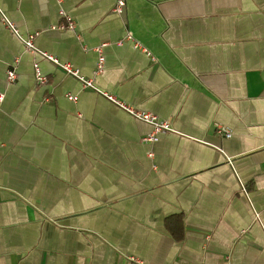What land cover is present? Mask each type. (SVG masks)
<instances>
[{"label": "crops", "instance_id": "crops-1", "mask_svg": "<svg viewBox=\"0 0 264 264\" xmlns=\"http://www.w3.org/2000/svg\"><path fill=\"white\" fill-rule=\"evenodd\" d=\"M115 1L0 7L21 35L39 32L37 48L175 131L144 141L149 123L0 19V264H264V0H127L122 15ZM62 9L76 30L51 29ZM128 33L152 55L119 43Z\"/></svg>", "mask_w": 264, "mask_h": 264}, {"label": "built area", "instance_id": "built-area-1", "mask_svg": "<svg viewBox=\"0 0 264 264\" xmlns=\"http://www.w3.org/2000/svg\"><path fill=\"white\" fill-rule=\"evenodd\" d=\"M58 1L62 2V0H58ZM115 3L116 4L114 6V11L119 15L124 14L126 12L127 4H128L127 0H116ZM59 14H60L61 18L63 19V22L51 26V29H54V30L55 29L76 30V27H77L76 22L74 19H72V17L70 15H68L63 9L59 11ZM0 19L11 30V32H13V34L16 35L22 41L25 49H28L30 51H33L35 53L40 54L41 56L45 57L46 59H48L53 64L62 68L63 71L67 75H69V76L72 75V76H75L76 78H78L81 81L82 86L84 88L90 87V88L98 91L99 93H102L104 96H106L114 104L115 103L118 104L127 113L138 118L139 120H142V121L149 123L152 126V132L150 134H148L147 136H145L144 141L154 143L158 140V136L160 133L175 131V129L172 127V124L170 123L169 120L158 117L157 115H155L151 112H148V111L138 110L133 105L128 104V103L118 99L113 94H110L104 90L98 89L94 83V78L83 76L81 74L80 69L78 67H76L74 64L69 63V62H63L57 56L37 48L35 45V38L39 35V32L29 33L27 36L21 35L16 24L8 18V16L6 15V13L2 9V7H0ZM124 40H131L136 48L141 49V50L143 49L148 55H152L151 52L145 46L141 45L136 40H134L132 34L128 33L126 38L123 40H120L119 43L123 42ZM105 45H106V43H103V44L99 45V47L95 48V51L98 54V60H97L98 63H97V67L94 71V75H99L103 71L104 63H105L103 48ZM152 59L156 60L154 56H152ZM34 75L36 77V81L38 84L45 83L48 79V77H46V75L41 70L40 64L37 63L36 61L34 62ZM7 78H8L9 83H14V81L17 79L15 67H13V68L11 67L8 69ZM67 97L70 100H77L78 99V96L73 95V94L72 95L68 94ZM214 129H216V132H218L222 136H225L226 138H230L232 135V131L218 121H216V123H214ZM149 155L152 157L153 153H150ZM232 161H233V159L228 158L229 164H232ZM243 189L245 190V188H243ZM256 219L260 220V214L256 213ZM129 260L137 261L141 264H144L143 261H141L139 258H136V257H129Z\"/></svg>", "mask_w": 264, "mask_h": 264}]
</instances>
